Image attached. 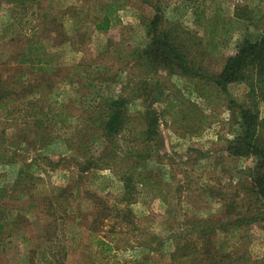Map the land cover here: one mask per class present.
I'll return each mask as SVG.
<instances>
[{
    "label": "rangeland",
    "instance_id": "374dc122",
    "mask_svg": "<svg viewBox=\"0 0 264 264\" xmlns=\"http://www.w3.org/2000/svg\"><path fill=\"white\" fill-rule=\"evenodd\" d=\"M111 1L0 0V81L16 85L5 89L12 95L0 110V142L8 151L0 163V264H164L174 214L221 218L231 188L253 166V158L231 157L225 149L242 131L236 106L247 105L248 88L234 82L220 92L210 78L243 38L261 35L264 0H116L122 3L117 23L97 32L93 25ZM151 6L202 78L154 68L142 55ZM27 41L52 57L50 71L36 73L27 61L15 66ZM116 98L125 100L128 123L116 138L120 154L98 160L108 169L80 174L82 153L96 162L95 113ZM254 103L264 118V103ZM147 110L156 115L157 142L144 141ZM132 161L138 173L155 172L161 194L133 195L127 207L135 228L118 229L117 246L110 242L106 252L97 244L109 239L107 223L97 220L105 214L100 203L122 195L120 174ZM261 227L219 234L217 245L221 251L234 245L251 264H264ZM150 237L161 241L157 247Z\"/></svg>",
    "mask_w": 264,
    "mask_h": 264
},
{
    "label": "trees",
    "instance_id": "16d2710c",
    "mask_svg": "<svg viewBox=\"0 0 264 264\" xmlns=\"http://www.w3.org/2000/svg\"><path fill=\"white\" fill-rule=\"evenodd\" d=\"M8 1H15L16 4L21 5L25 0ZM141 3L145 5L143 2ZM121 6L122 3H118L116 0L111 1L100 20L93 25L94 30L105 32L114 23H117L115 14ZM146 6L150 8L149 5ZM151 8L154 9V14L147 23L146 37L148 43L142 50V55L154 68H165L170 73L176 71L183 76L202 78L199 76L200 73L197 69H194L192 64L187 61L186 56L180 52L182 47L180 46V50L167 31H163L160 27L156 7L151 6ZM8 29H4V32L8 33ZM38 45L36 41L33 43L27 41L22 50L16 54L15 66H20L27 61L35 66L36 73L42 74L50 71L52 57L38 50ZM210 81L220 92H225V87L229 83L242 82L246 84L248 88L246 97L249 102L246 106H236L242 131L228 142L225 149L231 157L253 158V166L250 170H247V174L242 175L243 179L238 181L233 186L234 188H231V198L223 203L221 218L201 219L186 213L174 214V229L170 231L171 235L168 237L172 245L164 264H251L249 257L244 252L239 253L234 245L225 251H221L217 245V238L219 234H228L233 230L242 229L243 232H246L254 226L263 228L261 226L264 224V118L258 117L257 104L254 101L264 103V30L257 39L243 38L235 53L225 58L220 73L215 78H210ZM10 85L11 83L5 80L0 81V110H4V101L10 102L8 97L12 95V91L10 89L5 91V89L16 86L15 84ZM125 112V100L119 98L104 102L103 106L97 109L94 134L90 140L92 146L96 142L98 143L95 155L96 162H92L94 157L87 158L82 153L84 161L78 167L80 174H84L90 169L100 170L104 166L108 169L110 167L108 164L99 166L97 163L103 157L104 160L117 159L120 152L117 150L118 140L116 138H119L120 133L124 131L125 124L128 125ZM4 114L7 116V110L4 111ZM143 114L146 117L144 141L157 142L156 115L152 110L144 111ZM2 140L0 142V163L5 162L8 158V151L5 145H2ZM111 147L116 148L115 152L107 154L112 150ZM135 151L132 149L130 153L134 158H137L140 154L134 153ZM46 166L52 169L55 164L48 162ZM23 167L27 166L25 164L20 166L14 181L18 185L21 183L20 176L26 175ZM138 168V163L132 161L131 166L120 174L123 193L117 200L107 206L102 202L100 203L105 214H96L98 216L97 220L105 221L109 228L107 232L109 239L97 241L98 246L103 251L108 252L111 250L110 242L116 240L117 234L121 232L118 229L125 230L126 226L135 228L133 226V215L127 207L134 201L132 199L134 194L139 191L144 193L145 189L154 191L151 196L152 199L161 194L155 172L150 170L149 173L144 175L138 173ZM2 192L3 189L0 188V197H3ZM52 201L58 206L56 196L53 197ZM59 206L63 207L62 205ZM65 208L62 209V213ZM95 218H92V222ZM46 227L48 229L53 228L50 223H47ZM87 230L89 232V228ZM240 239L235 245L242 241V237ZM154 240H156L154 237H150L153 246L157 247L161 241L154 242ZM115 246H117V243L115 244L114 241ZM144 246L146 247L145 244ZM153 248L151 251H155ZM254 264L258 263L254 262Z\"/></svg>",
    "mask_w": 264,
    "mask_h": 264
}]
</instances>
